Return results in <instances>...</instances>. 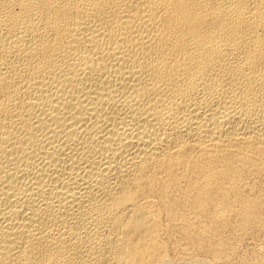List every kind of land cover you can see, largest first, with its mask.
Segmentation results:
<instances>
[{
	"label": "bare ground",
	"instance_id": "obj_1",
	"mask_svg": "<svg viewBox=\"0 0 264 264\" xmlns=\"http://www.w3.org/2000/svg\"><path fill=\"white\" fill-rule=\"evenodd\" d=\"M0 264H264V0H0Z\"/></svg>",
	"mask_w": 264,
	"mask_h": 264
}]
</instances>
